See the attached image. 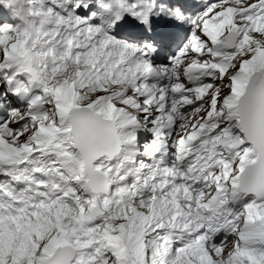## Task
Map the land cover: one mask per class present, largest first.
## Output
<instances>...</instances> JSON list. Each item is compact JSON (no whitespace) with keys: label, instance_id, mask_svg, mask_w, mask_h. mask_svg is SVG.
<instances>
[{"label":"snow or ice","instance_id":"6c2138e0","mask_svg":"<svg viewBox=\"0 0 264 264\" xmlns=\"http://www.w3.org/2000/svg\"><path fill=\"white\" fill-rule=\"evenodd\" d=\"M0 17V264H264V0Z\"/></svg>","mask_w":264,"mask_h":264}]
</instances>
